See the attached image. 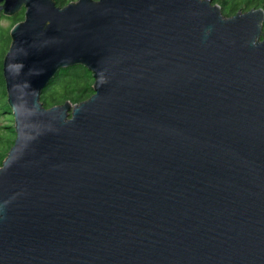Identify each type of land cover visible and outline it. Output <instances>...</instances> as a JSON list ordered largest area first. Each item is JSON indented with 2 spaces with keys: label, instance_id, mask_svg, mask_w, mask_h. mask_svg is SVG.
Returning a JSON list of instances; mask_svg holds the SVG:
<instances>
[{
  "label": "water",
  "instance_id": "obj_1",
  "mask_svg": "<svg viewBox=\"0 0 264 264\" xmlns=\"http://www.w3.org/2000/svg\"><path fill=\"white\" fill-rule=\"evenodd\" d=\"M0 264H264V11L0 0ZM93 95L45 108L59 70Z\"/></svg>",
  "mask_w": 264,
  "mask_h": 264
},
{
  "label": "trees",
  "instance_id": "obj_2",
  "mask_svg": "<svg viewBox=\"0 0 264 264\" xmlns=\"http://www.w3.org/2000/svg\"><path fill=\"white\" fill-rule=\"evenodd\" d=\"M212 4L220 6L223 15L233 16L237 12H245L251 9L261 8L264 11V0H211ZM57 7H64L73 0H53ZM24 9L12 16L13 26L23 21ZM264 26V24H263ZM10 32L7 33L8 47L10 44ZM8 47L6 51H8ZM93 78L91 73L83 66L76 65L60 72L50 85L42 92L41 103L45 108L61 105L66 101L71 104H79L93 95L91 86ZM14 118V117H13ZM13 133V128H9ZM15 136V134H14ZM15 139V137H14ZM13 144V143H12ZM12 146V145H11ZM3 162V161H2ZM0 163V167L2 165Z\"/></svg>",
  "mask_w": 264,
  "mask_h": 264
},
{
  "label": "rangeland",
  "instance_id": "obj_3",
  "mask_svg": "<svg viewBox=\"0 0 264 264\" xmlns=\"http://www.w3.org/2000/svg\"><path fill=\"white\" fill-rule=\"evenodd\" d=\"M76 1L77 0H73V2ZM223 16L230 17L229 15H223ZM4 18L5 19H2L0 21V163L6 157L15 137L14 118L12 116L11 108L8 105L7 96H5L7 94H6L5 82L2 72L3 60H4V56L7 53L6 49L8 47L7 33L10 32L14 22L12 21V17H4ZM65 69L67 68L61 69L60 72H64ZM9 128H13V133L9 130Z\"/></svg>",
  "mask_w": 264,
  "mask_h": 264
},
{
  "label": "flooded vegetation",
  "instance_id": "obj_4",
  "mask_svg": "<svg viewBox=\"0 0 264 264\" xmlns=\"http://www.w3.org/2000/svg\"><path fill=\"white\" fill-rule=\"evenodd\" d=\"M2 19H5V18H4V16L1 15V16H0V21H1ZM59 72H60V70L58 71V73L56 74V76L59 74ZM56 76H55V77H56ZM54 79H55V78H54ZM50 83H51V82H50ZM50 83H49V85H50ZM49 85H48V86H49ZM48 86H47V87H48ZM47 87H46V88H47ZM46 88H45V89H46ZM45 89H44V90H45ZM44 90H43V91H44ZM41 95H42V93H41ZM40 99H41V98H40Z\"/></svg>",
  "mask_w": 264,
  "mask_h": 264
},
{
  "label": "bare ground",
  "instance_id": "obj_5",
  "mask_svg": "<svg viewBox=\"0 0 264 264\" xmlns=\"http://www.w3.org/2000/svg\"><path fill=\"white\" fill-rule=\"evenodd\" d=\"M5 96H7V95H5Z\"/></svg>",
  "mask_w": 264,
  "mask_h": 264
}]
</instances>
